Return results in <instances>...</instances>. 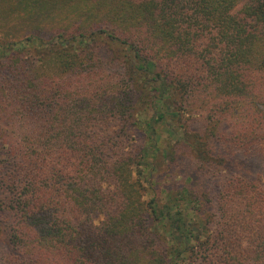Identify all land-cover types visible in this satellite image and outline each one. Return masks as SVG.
Listing matches in <instances>:
<instances>
[{"label": "trees", "instance_id": "trees-1", "mask_svg": "<svg viewBox=\"0 0 264 264\" xmlns=\"http://www.w3.org/2000/svg\"><path fill=\"white\" fill-rule=\"evenodd\" d=\"M0 249L264 264V0H0Z\"/></svg>", "mask_w": 264, "mask_h": 264}, {"label": "rangeland", "instance_id": "rangeland-1", "mask_svg": "<svg viewBox=\"0 0 264 264\" xmlns=\"http://www.w3.org/2000/svg\"><path fill=\"white\" fill-rule=\"evenodd\" d=\"M160 133H161L162 136H167V132L165 130V127H164L163 130H161ZM245 161L247 163V166H246L247 170L251 171V176H253L256 172H262L263 173L262 167L258 164V162L256 160L251 159V157H249V156H246L245 157ZM178 165H180L182 167V170L184 172L190 170L189 162L187 161V157L181 158V161L179 162ZM197 180H198L199 186L206 187V188L210 189L212 192H215V190H216L215 184L207 183L205 181L206 179H204L203 177H197ZM144 197H148V193L147 192L145 193Z\"/></svg>", "mask_w": 264, "mask_h": 264}]
</instances>
